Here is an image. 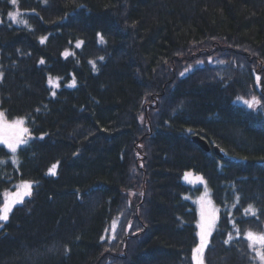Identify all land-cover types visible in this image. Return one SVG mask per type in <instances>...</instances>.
<instances>
[{
    "label": "trees",
    "instance_id": "1",
    "mask_svg": "<svg viewBox=\"0 0 264 264\" xmlns=\"http://www.w3.org/2000/svg\"><path fill=\"white\" fill-rule=\"evenodd\" d=\"M0 112L30 134L0 144V205L32 182L0 221V264H193L188 171L218 210L204 264H261L264 0H0Z\"/></svg>",
    "mask_w": 264,
    "mask_h": 264
},
{
    "label": "snow or ice",
    "instance_id": "2",
    "mask_svg": "<svg viewBox=\"0 0 264 264\" xmlns=\"http://www.w3.org/2000/svg\"><path fill=\"white\" fill-rule=\"evenodd\" d=\"M12 5H17V0H10ZM21 13L19 11L17 12H9L8 16L14 23H23L25 26L28 25V21L26 19H21ZM98 36L100 34L98 33ZM101 40L103 39L102 36H100ZM46 38L41 37V43L44 42ZM82 42H77V47H80ZM69 55H73V53H70L69 51H65L64 56L67 57ZM103 59V58H101ZM41 64L44 63L43 59L40 61ZM90 63L93 64V68H95V62L90 61ZM188 69H185V72H187ZM185 73L182 72L181 76H183ZM257 83L260 81V77H256ZM48 83L50 86L59 87V78H56L55 84H53V78L49 76ZM75 86L74 82L73 85ZM53 95H55V92H53ZM238 100H241L249 109L254 108L255 106L260 105V100L257 99L255 96L252 97L251 100H244L242 97H238ZM25 121L22 118H18L12 122H7L5 119V114L3 112H0V143L6 145L8 149L15 153L18 149V147L21 144H27V140L24 138L26 134H29V130L26 127H23ZM57 165L53 164L51 168H49L48 172L50 175L56 174ZM192 173H185V179L187 180L189 176H191ZM201 183H206L204 181V178L201 176L198 178ZM17 191L15 193L12 192H5L3 194L4 200L3 204L0 205V221H7L9 219V215L12 212V209L20 203H23V197L24 196H30L31 195V189H32V182L31 181H22L20 185H17ZM141 195H143L141 193ZM239 198H237L238 200ZM244 212L250 213L252 216H257V210L253 208L252 205H249L246 209H244ZM202 215V222L198 225L200 231L198 232L199 236V243L196 247L192 250V261L193 264H204V253L206 248L208 247L209 243V236L211 235L212 228L215 224V216L214 213L211 218H208L204 212L201 213ZM259 218V217H257ZM115 227V226H114ZM131 227V225H129ZM246 238L249 240V247L256 249L257 256L259 260L261 261V264H264V232H253L249 230L246 233ZM229 240H231V235H229ZM229 240H225L224 243H229ZM259 246L257 249L256 246Z\"/></svg>",
    "mask_w": 264,
    "mask_h": 264
},
{
    "label": "rangeland",
    "instance_id": "3",
    "mask_svg": "<svg viewBox=\"0 0 264 264\" xmlns=\"http://www.w3.org/2000/svg\"><path fill=\"white\" fill-rule=\"evenodd\" d=\"M244 100H251V99H244ZM5 119L7 122H12L14 120H16L17 118L15 119H9L5 116ZM24 120V119H23ZM25 121V120H24ZM23 127H26V124L24 123ZM28 129V128H27ZM30 134H26L24 136V138L26 140H28ZM2 144V143H0ZM4 145V144H2ZM22 145V144H21ZM20 145V146H21ZM6 146V145H4ZM19 146V147H20ZM7 147V146H6ZM8 148V147H7ZM186 173H192L191 176L188 177V179L186 180L187 182H190L192 184H198V185H202V192L196 197V203H197V206H198V211H199V224L202 222L203 218H202V215L201 213L204 212L205 215L208 217V218H211L213 213H214V216H215V222H216V219H217V215H218V210H217V206L215 205L213 199H212V196H211V192H210V188L208 187L207 183H201L199 181V177H201L202 175L201 174H197L195 172H192V171H188ZM203 177V176H202ZM204 178V177H203ZM204 181L206 182V180L204 179ZM21 183H18L17 185H20ZM17 187L13 190H9L7 192H12V193H15L17 191ZM31 192H32V189H31ZM28 196H24L23 197V201L25 198H27ZM198 224V225H199ZM215 225V224H214ZM214 228V227H213ZM213 228H212V231H213ZM200 231V229H199ZM211 231V233H212ZM211 236V235H210ZM210 236L208 238V240L210 239ZM256 248L258 249L259 246L257 245Z\"/></svg>",
    "mask_w": 264,
    "mask_h": 264
},
{
    "label": "water",
    "instance_id": "4",
    "mask_svg": "<svg viewBox=\"0 0 264 264\" xmlns=\"http://www.w3.org/2000/svg\"><path fill=\"white\" fill-rule=\"evenodd\" d=\"M193 139L196 143H198L203 149L209 151L211 149V145L208 142V140L204 137H202L201 135H194ZM213 150L215 151V153L217 155H219L222 158H227L228 155L226 153V151L219 145H214Z\"/></svg>",
    "mask_w": 264,
    "mask_h": 264
},
{
    "label": "bare ground",
    "instance_id": "5",
    "mask_svg": "<svg viewBox=\"0 0 264 264\" xmlns=\"http://www.w3.org/2000/svg\"><path fill=\"white\" fill-rule=\"evenodd\" d=\"M196 135H198V134H196ZM192 139H193V137H192ZM193 141H194V139H193ZM208 142H209V141H208ZM210 145H211V144H210ZM211 148H212V145H211ZM204 150H205V149H204ZM210 150H211V149H210ZM210 150H209V151H210ZM205 151H207V150H205ZM207 152H208V151H207Z\"/></svg>",
    "mask_w": 264,
    "mask_h": 264
}]
</instances>
